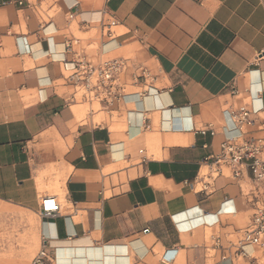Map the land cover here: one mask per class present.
<instances>
[{"label":"crops","instance_id":"1","mask_svg":"<svg viewBox=\"0 0 264 264\" xmlns=\"http://www.w3.org/2000/svg\"><path fill=\"white\" fill-rule=\"evenodd\" d=\"M79 57L132 58L151 79L78 121ZM235 137L264 160V0H0V264L42 248L51 264H264L237 252L264 184L211 176Z\"/></svg>","mask_w":264,"mask_h":264},{"label":"built area","instance_id":"2","mask_svg":"<svg viewBox=\"0 0 264 264\" xmlns=\"http://www.w3.org/2000/svg\"><path fill=\"white\" fill-rule=\"evenodd\" d=\"M73 14L70 15L73 18ZM106 36H111V26H105ZM71 48V43L67 47ZM67 65V64H65ZM76 88L72 102L87 106L86 117L98 112H108L110 107L124 102L127 81L138 84L141 79L145 82L151 79V73L141 62L132 58L104 59L97 62L78 58L73 64V73L69 77ZM98 107V109H96ZM257 112L241 109L236 114V123L242 126L254 124L252 118ZM239 137L227 139L220 152L211 158V176L223 175L228 171L232 177L239 178L244 169L252 172L254 181L264 184V160L261 158L262 145L255 140L239 141ZM59 212V203L55 196H46L41 203V217L52 218ZM254 246L264 249V204L256 209L250 226L242 231L238 242V253H244V246ZM219 251L221 258H225L224 246L217 239L210 247ZM53 255L48 248H42L32 261V264H51Z\"/></svg>","mask_w":264,"mask_h":264},{"label":"rangeland","instance_id":"3","mask_svg":"<svg viewBox=\"0 0 264 264\" xmlns=\"http://www.w3.org/2000/svg\"><path fill=\"white\" fill-rule=\"evenodd\" d=\"M96 109H98V107H96ZM86 112H87V106L79 107V111L77 112L78 121L82 120L85 117ZM101 117H102V115L100 117H97L95 119V122L96 123H100L101 122Z\"/></svg>","mask_w":264,"mask_h":264}]
</instances>
